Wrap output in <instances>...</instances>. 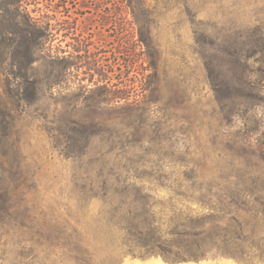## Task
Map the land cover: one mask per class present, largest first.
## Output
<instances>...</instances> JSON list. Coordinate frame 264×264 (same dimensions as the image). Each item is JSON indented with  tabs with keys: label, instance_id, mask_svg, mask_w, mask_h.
<instances>
[{
	"label": "rangeland",
	"instance_id": "obj_1",
	"mask_svg": "<svg viewBox=\"0 0 264 264\" xmlns=\"http://www.w3.org/2000/svg\"><path fill=\"white\" fill-rule=\"evenodd\" d=\"M22 9L50 26L32 52L21 37L17 56L8 31L0 45L15 122L0 164V264H239L134 256L121 227L145 194L157 217L254 222L247 210L264 194L242 191L264 189V0Z\"/></svg>",
	"mask_w": 264,
	"mask_h": 264
},
{
	"label": "trees",
	"instance_id": "obj_2",
	"mask_svg": "<svg viewBox=\"0 0 264 264\" xmlns=\"http://www.w3.org/2000/svg\"><path fill=\"white\" fill-rule=\"evenodd\" d=\"M23 0H0V45L5 43L6 32H10L13 38L14 51L21 55L23 50V38H26V50L32 52L34 42L38 35L44 37L49 30V24L36 25L30 15L22 9ZM9 14V17H8ZM20 17L27 23L25 35L20 27ZM9 21V25L6 23ZM22 61L18 60L20 66ZM69 65L66 64L65 68ZM109 93L107 85L99 86ZM13 107L7 100L5 87L0 84V164L5 163V147L13 135L15 127ZM116 179L122 176L113 175ZM129 177L127 176L126 179ZM125 179V180H126ZM145 191L139 189L138 193ZM149 192L152 190L149 189ZM243 190L246 197H253L256 193L264 194V189ZM261 196V195H260ZM145 201L142 212L134 218L131 226L121 227L122 235L134 236L133 247L122 249L131 252L134 256H149L160 254L169 262L184 260H200L209 257H230L239 264H264V205L252 206L247 212L253 218V223L246 222L240 225L237 231L217 225L220 218H199L194 216L157 217L150 204V194L143 195ZM238 223V219H232ZM217 221V223H216ZM219 228V229H216ZM129 242V241H128ZM122 246L126 248L124 243ZM123 247V248H124ZM77 258V256L75 257Z\"/></svg>",
	"mask_w": 264,
	"mask_h": 264
}]
</instances>
